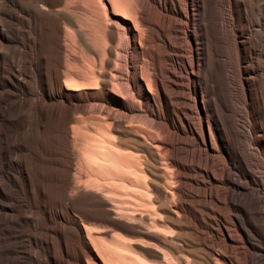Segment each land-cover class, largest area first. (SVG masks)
<instances>
[{"label": "bare ground", "instance_id": "1", "mask_svg": "<svg viewBox=\"0 0 264 264\" xmlns=\"http://www.w3.org/2000/svg\"><path fill=\"white\" fill-rule=\"evenodd\" d=\"M67 1L0 0V264L137 263L116 231L101 241L87 225L136 234L85 189L87 168L130 158L152 179L160 224L178 232L146 234L173 262L194 264L179 244L189 222L230 255L218 263L250 264L256 253L264 264V0H134L132 14H109L101 61ZM68 30L99 61L97 75L71 70ZM136 125L158 142L142 143ZM160 163L185 190L177 210L161 202Z\"/></svg>", "mask_w": 264, "mask_h": 264}, {"label": "rangeland", "instance_id": "2", "mask_svg": "<svg viewBox=\"0 0 264 264\" xmlns=\"http://www.w3.org/2000/svg\"><path fill=\"white\" fill-rule=\"evenodd\" d=\"M132 1L134 0L67 1L66 10L73 18L76 30L82 34L83 40L99 54L100 61L107 58V50L110 47L106 36L112 26L110 20L111 13L113 12L121 17H126L127 14H132L134 11V3ZM67 32V60L69 63H72V59L75 58L79 63L78 67H73L71 70L73 72L79 70L82 72L81 74L87 75L86 77L89 75L92 77L97 75L98 71L100 72L101 70L99 61H93L84 53L75 31L68 30ZM121 45V43L116 41L112 47L113 55L111 58V66L108 70V81L112 86L116 84L117 78L114 74L119 70L118 68L122 58V55L119 53L123 51L124 47ZM119 46L121 47L119 48ZM89 87L93 89L99 88V86L97 87L95 85ZM125 100L126 99H122L120 101L127 103V100ZM141 110L145 111L144 106ZM243 129L244 128L236 127L234 131L237 135H240L241 132H244ZM146 132H148V137L142 135L141 128L137 125L132 127V133L141 136L142 143L146 142L152 144V142H158L159 138L155 134H152L151 132L149 133L148 130H146ZM101 162L99 163L102 165H99V163L95 165H99V167L101 166L99 169L98 167L93 166L94 168L89 167L85 171L87 177L88 175L90 176L87 180L88 182L85 183V189L90 192L98 193L104 199L106 198L105 200L109 205L108 209L113 212L110 217L117 218L122 222L129 221L128 223H132L130 227L136 231V234L127 235L121 231L113 230L105 221L101 220L87 222L91 237L93 236L92 238L109 242L117 233L120 241L122 240L121 244L124 247V251H126L131 258H137V263L135 264H181L171 260V256L166 252L165 246L146 237V234L158 235L159 239L172 240L178 232H174L160 224L159 220H161V214L155 208L154 199L156 198V194L151 187L152 179L142 171L143 164L131 158L128 159L125 164L115 167L110 164L111 162ZM150 164L151 163H149V165ZM157 166L163 169L162 183L159 185L160 190L163 192L161 202L177 210L180 205L177 198V191L181 189L182 192H185V190L184 188L179 187L175 175L169 168H165L161 163ZM229 173L232 180L238 179L232 172ZM263 206V210L261 211L264 212ZM199 232L200 230L189 222L184 225L183 230L180 232L181 242L179 244L185 251L188 260L194 264H221L214 259L215 255H219V257H223L231 262L229 254L223 255L224 253L222 250H216L217 248L215 249L212 247L209 244L210 242L207 239H204L202 233ZM125 242L128 245L124 244ZM155 251H158L159 253L161 252L160 256L155 254ZM145 252L151 253V255L148 256ZM259 257H261L259 254H252L253 260L250 264H259V262H257Z\"/></svg>", "mask_w": 264, "mask_h": 264}]
</instances>
